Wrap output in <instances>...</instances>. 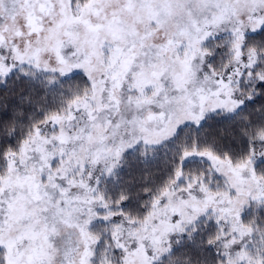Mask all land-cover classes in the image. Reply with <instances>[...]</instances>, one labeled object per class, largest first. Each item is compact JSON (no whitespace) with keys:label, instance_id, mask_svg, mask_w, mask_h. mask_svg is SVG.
<instances>
[{"label":"snow or ice","instance_id":"snow-or-ice-1","mask_svg":"<svg viewBox=\"0 0 264 264\" xmlns=\"http://www.w3.org/2000/svg\"><path fill=\"white\" fill-rule=\"evenodd\" d=\"M0 264H264V0H0Z\"/></svg>","mask_w":264,"mask_h":264},{"label":"trees","instance_id":"trees-1","mask_svg":"<svg viewBox=\"0 0 264 264\" xmlns=\"http://www.w3.org/2000/svg\"><path fill=\"white\" fill-rule=\"evenodd\" d=\"M230 127L229 122L227 120L223 119H217L214 123L210 122L209 127L205 129L206 132L210 134H216V133H221L224 132L225 130H228ZM148 167H151L153 170L155 169V165H150ZM146 168L145 165L143 164H137L133 162V165L130 169L127 170V175L135 177L139 179L140 173L142 170Z\"/></svg>","mask_w":264,"mask_h":264}]
</instances>
